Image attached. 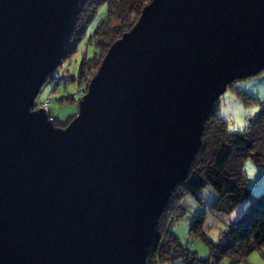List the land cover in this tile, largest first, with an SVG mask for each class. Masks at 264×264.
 <instances>
[{
    "label": "water",
    "instance_id": "water-1",
    "mask_svg": "<svg viewBox=\"0 0 264 264\" xmlns=\"http://www.w3.org/2000/svg\"><path fill=\"white\" fill-rule=\"evenodd\" d=\"M81 0H0V264H144L212 104L264 69V0H151L65 128L34 109Z\"/></svg>",
    "mask_w": 264,
    "mask_h": 264
},
{
    "label": "trees",
    "instance_id": "trees-1",
    "mask_svg": "<svg viewBox=\"0 0 264 264\" xmlns=\"http://www.w3.org/2000/svg\"><path fill=\"white\" fill-rule=\"evenodd\" d=\"M151 0H81L71 31L64 46L59 67L51 71L43 83L57 79L59 68L78 50L99 8L106 4L107 11L91 34L98 52L93 57L84 54L79 65L81 81L92 78L99 70L109 48L136 24L142 8ZM57 74V75H56ZM91 76V77H90ZM68 79L74 80L75 76ZM88 87V86H87ZM238 96L248 104L253 99L244 93ZM258 113L249 120L247 127L229 132L227 122L217 116V100L208 112L198 148L185 179L171 191L162 213L156 220L144 264H161L181 261L182 264H218L228 259L238 264L251 252L259 251L264 258V190L253 195L246 184L244 163L250 160L255 166L264 165V102ZM36 108V105L34 107ZM60 123L53 117L56 127L65 128L76 117ZM209 188L215 195L211 210L229 215L242 202L245 209L235 221H230L219 232L215 242L203 231L204 214L199 213L191 222L190 233L201 237L208 248V257L198 259L195 253L182 246L172 227L184 217L181 205L186 195L202 203L199 194Z\"/></svg>",
    "mask_w": 264,
    "mask_h": 264
},
{
    "label": "rangeland",
    "instance_id": "rangeland-1",
    "mask_svg": "<svg viewBox=\"0 0 264 264\" xmlns=\"http://www.w3.org/2000/svg\"><path fill=\"white\" fill-rule=\"evenodd\" d=\"M106 11V4L99 8L81 40L77 52L59 68L58 75L56 74L57 79H52L41 87L36 98L37 109H40V105L45 100H50L49 114L60 123H65L78 114L80 99L75 97V94L79 92L86 94L88 91L87 86L97 74L85 81H81L78 77L79 65L83 55L87 54L88 57H93L98 52L94 40L90 41V38ZM70 76H75V79H68ZM238 92L244 93L247 97L253 99V102L245 104L238 96ZM261 102H264V69L254 76L231 82L217 99V116L227 122L229 132H238L247 127L249 120L258 113ZM237 116H240L244 123L236 125L235 129H230L229 124H235ZM244 173L249 191L253 195L261 193L264 190V165L255 166L250 160H247L244 163ZM199 196L202 197V203H199L190 195L183 198L181 205L185 211L184 217L171 230L184 248L195 253L198 259H206L209 254L206 243L201 237L189 231L193 219L200 212L205 213L203 231L209 240L215 242L219 232L225 228L228 222L238 219L248 202H242L229 215H223L211 210L215 195L209 188L203 190ZM161 264H182V262L177 260ZM218 264L230 263L228 259H223ZM238 264H264V258L259 251H253Z\"/></svg>",
    "mask_w": 264,
    "mask_h": 264
},
{
    "label": "built area",
    "instance_id": "built-area-1",
    "mask_svg": "<svg viewBox=\"0 0 264 264\" xmlns=\"http://www.w3.org/2000/svg\"><path fill=\"white\" fill-rule=\"evenodd\" d=\"M85 94L83 92H79L75 94V97H79L81 99ZM49 106H50V100H45L41 105L40 109H42L48 116V119L53 122V116L49 114Z\"/></svg>",
    "mask_w": 264,
    "mask_h": 264
},
{
    "label": "clouds",
    "instance_id": "clouds-1",
    "mask_svg": "<svg viewBox=\"0 0 264 264\" xmlns=\"http://www.w3.org/2000/svg\"><path fill=\"white\" fill-rule=\"evenodd\" d=\"M243 123H244V120L240 116H237L236 117L235 124H229V128L230 129H235L236 128V125L243 124Z\"/></svg>",
    "mask_w": 264,
    "mask_h": 264
}]
</instances>
